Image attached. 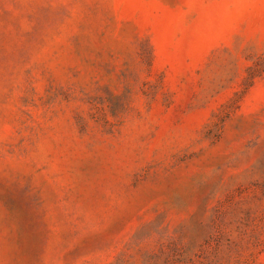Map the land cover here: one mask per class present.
Instances as JSON below:
<instances>
[{
  "label": "rangeland",
  "instance_id": "1",
  "mask_svg": "<svg viewBox=\"0 0 264 264\" xmlns=\"http://www.w3.org/2000/svg\"><path fill=\"white\" fill-rule=\"evenodd\" d=\"M0 264H264V0H0Z\"/></svg>",
  "mask_w": 264,
  "mask_h": 264
}]
</instances>
